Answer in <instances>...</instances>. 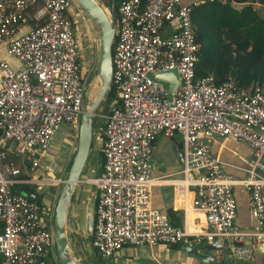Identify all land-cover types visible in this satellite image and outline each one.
<instances>
[{
	"label": "built area",
	"instance_id": "built-area-1",
	"mask_svg": "<svg viewBox=\"0 0 264 264\" xmlns=\"http://www.w3.org/2000/svg\"><path fill=\"white\" fill-rule=\"evenodd\" d=\"M73 1L0 0V44L21 65L14 67L0 54V264H60L53 221L44 219L38 202L15 189L18 183L48 180L21 177L22 170L7 158L10 150L28 156L35 170L56 132L63 126L79 132L86 79L78 20L70 12ZM197 3L118 4L112 86L121 105L106 115L102 128L104 172L87 180L97 189L92 246L103 259L124 246L173 245L197 235L210 243L219 237L233 257L248 260L254 246L264 243V175L259 172L264 169V90L232 79L218 83L213 73L196 75L199 46L192 10ZM30 22V30L19 33ZM167 71L178 76L172 98L151 77ZM160 135L182 138L183 184L198 188L194 223H205V231L194 234L187 220L173 225L152 204L153 187L160 182L152 163ZM216 137L240 140L253 149L248 178L242 180L251 230L235 227L238 181L212 153L210 141Z\"/></svg>",
	"mask_w": 264,
	"mask_h": 264
},
{
	"label": "crops",
	"instance_id": "crops-1",
	"mask_svg": "<svg viewBox=\"0 0 264 264\" xmlns=\"http://www.w3.org/2000/svg\"><path fill=\"white\" fill-rule=\"evenodd\" d=\"M193 1L195 0H184L186 3ZM255 3L256 6L264 5L261 0H256ZM81 11L78 3L73 1L70 12L76 19L78 18V21L80 20L79 16L81 15ZM33 24V22H30L27 25H22L19 33L29 31ZM78 25L75 27L76 35L82 50L81 62L83 70L86 73L84 65L87 62V57L90 59L95 53H99L100 42L99 40L97 41L96 35L94 37L92 36L90 42H87L85 33L79 31ZM0 54L14 67H21L18 60L7 53L4 43L0 44ZM84 57H86V60ZM111 106L112 104L109 102L108 108L106 110L102 108L98 117L96 115L98 118L96 120V139L94 142L95 127H93L92 140L94 149L91 147L88 161L84 167L86 168L89 163V158H91L92 164H89L88 167L90 175L85 176L86 173L83 170L81 181L78 183L76 189L79 191V196L82 192H89L86 201L82 200L88 204L85 221L82 222L77 213H74L72 216L69 214L67 233L72 253L77 259L75 248L84 254L89 252L91 248L94 249L92 246L93 226L88 227L87 222L89 215H94L93 209L95 210V202L93 198L97 189L95 185L87 180L94 179L104 172L105 160L102 152L104 137L102 128L106 122V115L112 108ZM63 132H66V134L64 135ZM73 143V133L68 126H63L62 129L55 133L50 148L35 170L31 169L30 157L18 155L12 150L9 151L7 161L14 167L22 170L21 177H43L48 180L44 184H29L24 182L15 184L16 191L20 188L22 191L36 195L32 200L39 203L42 209V216L48 222L53 221L55 207L63 186V182H60V179L66 174L65 172L69 169L74 157V155L72 159L70 157L73 151V147L70 146ZM210 144L212 153L224 162V171L233 175L238 181L234 187L237 203L235 227L239 230H251L252 221L250 217L248 190L242 180L248 178L246 169L248 167V161L253 157V149L246 142L235 139H222L220 137L212 139ZM55 151H58V153ZM152 163L154 175L160 177V182L153 187L151 196L152 204L167 214L173 225L183 226L187 220L189 229L194 234L205 231L207 229L205 223L198 225L194 223V218L199 214L193 209L194 201L198 197V188L183 184L184 174L182 169L184 157L181 136H158ZM259 172L264 175V169L259 170ZM91 203H94L93 209ZM3 226L4 223L0 220V233L3 231ZM208 243L210 242L205 238L193 235L185 241L173 245L160 241L153 246H124L114 254L116 256L114 264H264V243L254 246L253 257L248 260L233 257L227 249L224 240H222L224 247L222 249H216L213 252L206 248Z\"/></svg>",
	"mask_w": 264,
	"mask_h": 264
},
{
	"label": "trees",
	"instance_id": "trees-1",
	"mask_svg": "<svg viewBox=\"0 0 264 264\" xmlns=\"http://www.w3.org/2000/svg\"><path fill=\"white\" fill-rule=\"evenodd\" d=\"M195 1L192 21L199 46L196 75L213 73L218 83L232 79L239 86L259 85L264 90V5H254L256 0ZM107 101L112 108L121 105L116 87L111 86Z\"/></svg>",
	"mask_w": 264,
	"mask_h": 264
},
{
	"label": "water",
	"instance_id": "water-1",
	"mask_svg": "<svg viewBox=\"0 0 264 264\" xmlns=\"http://www.w3.org/2000/svg\"><path fill=\"white\" fill-rule=\"evenodd\" d=\"M84 12L94 21L100 31V43L97 62V73L94 79L86 85L85 101L81 113L80 128L78 135V144L76 152L68 169V174L64 180L60 195L57 200L53 216V226L55 229L56 252L60 264H82L74 256L71 250L70 241L67 233V224L69 219L71 202L76 192L78 183L81 181V175L88 161L92 147L94 118L98 107L106 99L112 86L113 60L112 48L116 36L117 13L116 0H111V11L106 12L104 7L97 0H76ZM151 77L162 83L168 92V97L172 98L176 87L178 86V77L175 71H167L160 74H152ZM96 78L100 79L99 92L93 98L89 99L92 85ZM113 109L110 110V112ZM18 191H22L20 188ZM22 193L30 199H34V193ZM97 190L94 193V202H96ZM88 227L93 226V215L90 214L87 222ZM224 247L221 238L208 243L206 248L210 251L222 249Z\"/></svg>",
	"mask_w": 264,
	"mask_h": 264
},
{
	"label": "rangeland",
	"instance_id": "rangeland-1",
	"mask_svg": "<svg viewBox=\"0 0 264 264\" xmlns=\"http://www.w3.org/2000/svg\"><path fill=\"white\" fill-rule=\"evenodd\" d=\"M76 1V0H75ZM104 7V9L106 10V12L110 13L111 11V2H107V1H103V0H98ZM120 2V0H116V5H118ZM79 5V4H78ZM80 7V11H81V6ZM80 20L77 22L76 25H78L79 31H82L83 33H85L86 37H87V42H90V39L92 38V36L94 37L96 35L97 37V41L99 40L100 42V31L98 26L94 23V21L84 12V10L82 9L81 11V15L79 16ZM78 20V18H77ZM90 37V38H89ZM84 59L86 60V57H84ZM97 62H98V52L97 54L95 53L93 57H91L90 59L87 57V62L84 65V68H86V73L84 71L85 74V79H86V85H88V83H90V81L92 79L95 78L96 73H97ZM87 64V65H86ZM95 82V81H94ZM100 85V81L98 83ZM98 85V86H99ZM98 86L93 90V87L91 89V93L89 94V99L93 100V96L95 95V92H97L98 90ZM109 102L107 101V97L106 99L102 102V104L98 107L97 109V117L98 114L100 113V111H102V108H104L106 110V108H108ZM96 117V116H95ZM94 118V142H95V131H96V120L98 118ZM63 134L65 135L66 132H63ZM78 134L77 133H73V140L74 143L73 145H71L70 147H73V151L71 153V159L72 156L74 155V153L76 152V148H77V144H78ZM63 136V135H62ZM93 149H94V144H93ZM58 153V151H55ZM94 152V151H93ZM70 165V163H68ZM89 164H92V160L91 158H89V163L86 166V168H84V172L86 173L85 176L90 175L88 172V167ZM68 169V168H67ZM66 174L64 176H62V179H66L67 174H68V170H66L65 172ZM62 184V183H61ZM64 184V183H63ZM84 185V184H82ZM81 185V186H82ZM86 185V183H85ZM84 185V186H85ZM93 191V190H92ZM89 195V192L85 191L82 192L79 196V191L76 190L73 200L71 202V207H70V215L72 216L74 213H77L79 215V217L81 218L82 222L85 221V215L87 214V210H88V204L86 202H83L82 200L87 199ZM90 195H91V190H90ZM92 204V209L94 206V203ZM93 214H94V209H93ZM76 249V256L78 257V261L82 264H98V263H103V264H114L115 263V255H113L110 259H103L100 260V256L98 253H96L95 249H90L89 252H86L85 254L83 252H81L80 250L78 251L77 248ZM94 251V252H93Z\"/></svg>",
	"mask_w": 264,
	"mask_h": 264
},
{
	"label": "bare ground",
	"instance_id": "bare-ground-1",
	"mask_svg": "<svg viewBox=\"0 0 264 264\" xmlns=\"http://www.w3.org/2000/svg\"><path fill=\"white\" fill-rule=\"evenodd\" d=\"M99 81H100V79L99 78H96V80H95V82L93 83V85H92V87H93V90L99 85L98 83H99ZM99 87H100V85L98 86V90H97V92H95V95L93 96V98L97 95V93L99 92ZM91 93V92H90ZM64 183V182H63Z\"/></svg>",
	"mask_w": 264,
	"mask_h": 264
}]
</instances>
